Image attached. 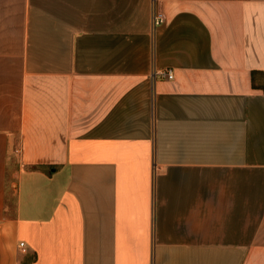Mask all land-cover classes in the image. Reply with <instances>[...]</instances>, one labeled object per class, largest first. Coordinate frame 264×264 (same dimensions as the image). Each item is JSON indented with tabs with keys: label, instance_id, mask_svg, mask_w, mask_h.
Here are the masks:
<instances>
[{
	"label": "crops",
	"instance_id": "obj_1",
	"mask_svg": "<svg viewBox=\"0 0 264 264\" xmlns=\"http://www.w3.org/2000/svg\"><path fill=\"white\" fill-rule=\"evenodd\" d=\"M160 10L0 0V264H264V0Z\"/></svg>",
	"mask_w": 264,
	"mask_h": 264
},
{
	"label": "built area",
	"instance_id": "obj_2",
	"mask_svg": "<svg viewBox=\"0 0 264 264\" xmlns=\"http://www.w3.org/2000/svg\"><path fill=\"white\" fill-rule=\"evenodd\" d=\"M161 1L162 0H150V20H151L152 30L162 25L165 21L164 15L162 11L160 10ZM157 74L166 80H171L173 78V74L171 70H167V71L160 72ZM19 247L23 248L24 247L23 243H20Z\"/></svg>",
	"mask_w": 264,
	"mask_h": 264
}]
</instances>
